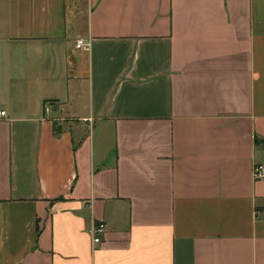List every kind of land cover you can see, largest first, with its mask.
<instances>
[{"label":"crops","instance_id":"1","mask_svg":"<svg viewBox=\"0 0 264 264\" xmlns=\"http://www.w3.org/2000/svg\"><path fill=\"white\" fill-rule=\"evenodd\" d=\"M0 110V264H264V0H0Z\"/></svg>","mask_w":264,"mask_h":264},{"label":"built area","instance_id":"2","mask_svg":"<svg viewBox=\"0 0 264 264\" xmlns=\"http://www.w3.org/2000/svg\"><path fill=\"white\" fill-rule=\"evenodd\" d=\"M87 44L84 42V40H79L77 42V48H87ZM45 110L46 112H50L51 110V104H46L45 105ZM6 116V112L3 111V110H0V118H3ZM254 175H255V178L257 179H262L264 178V165H257L255 167V170H254ZM106 230V225L105 224H100L98 226H95L92 233H93V238H94V242L96 244L100 243L101 242V235L105 232Z\"/></svg>","mask_w":264,"mask_h":264}]
</instances>
